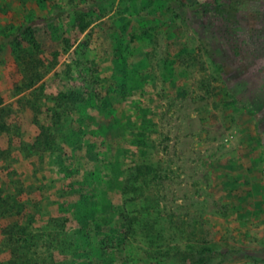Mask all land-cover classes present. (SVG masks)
<instances>
[{"label": "rangeland", "instance_id": "rangeland-1", "mask_svg": "<svg viewBox=\"0 0 264 264\" xmlns=\"http://www.w3.org/2000/svg\"><path fill=\"white\" fill-rule=\"evenodd\" d=\"M1 108L0 264H264V0H0Z\"/></svg>", "mask_w": 264, "mask_h": 264}, {"label": "trees", "instance_id": "trees-1", "mask_svg": "<svg viewBox=\"0 0 264 264\" xmlns=\"http://www.w3.org/2000/svg\"><path fill=\"white\" fill-rule=\"evenodd\" d=\"M79 9L73 8L72 11L75 13L76 18L80 19L83 15H79ZM164 11L166 13H169L171 15H173L174 17L177 16V14L173 13V9L169 6L164 8ZM80 14H84V11H81ZM80 21V20H79ZM35 20H28L23 26L18 27V29H16V33L15 34H26V33H30L31 32V28L32 26L30 24H34ZM11 36V38H10ZM14 37V35H10V34H5L2 32V44L3 46L6 45H11L17 52L21 51V44L19 41H16L15 39H12ZM198 42L201 46V48L203 49V51L205 52V54L210 57L211 59V51H210V43L206 42L203 38L199 37L198 38ZM34 49L37 50L38 46L36 44H33L32 46ZM30 66L26 67V70H28L29 72H31L30 70ZM33 69L35 70V68L33 67ZM214 69L215 71L222 77H224V68L223 65L221 64H217L214 63ZM40 77H38L36 74H32V72L30 74H28V77H26L25 79H28V82L26 84H24L22 87H15L16 90H19L20 88H28L30 87L32 84L36 83L39 80ZM2 112V108L0 109V115ZM4 130V125L3 123H0V131ZM156 177L155 172L152 170L151 166L146 165V164H137V165H133L131 168H129L126 172V174L124 175L123 181H122V185H121V189H120V195L122 197V205L124 207H137L138 205V200L140 198V194L143 190V188H145L149 181H153ZM146 216V215H145ZM93 215H90V219L87 220L90 224H94V219H93ZM122 232L119 233V236L116 237V239H110L111 240V248H114V250L118 251L120 250L121 246H125L127 244H129V240L133 239V237L137 234V230L135 229V225L138 224L139 225V231L141 236L143 235L145 238L149 239L151 237V233L152 230L146 229L145 226V221L142 217V211L141 210H135L132 213H127L125 215H123L122 218ZM87 223V222H86ZM94 226V225H93ZM13 231L11 230L10 233H12ZM22 230L18 229L17 231H14L12 234H21ZM110 236H105L104 240H101V243L104 246L108 245V240ZM113 242L115 243V246L113 247ZM123 242H125V244H122ZM189 250V249H188ZM210 249L208 248H201L200 252H209ZM188 252H185V254ZM187 256V254H186ZM186 256L184 258H186ZM203 262L200 260L198 262V264H202ZM9 264H12L11 262ZM196 264V263H194Z\"/></svg>", "mask_w": 264, "mask_h": 264}]
</instances>
